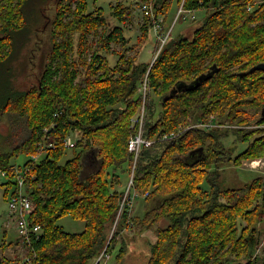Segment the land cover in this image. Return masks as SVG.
Here are the masks:
<instances>
[{
    "label": "trees",
    "instance_id": "16d2710c",
    "mask_svg": "<svg viewBox=\"0 0 264 264\" xmlns=\"http://www.w3.org/2000/svg\"><path fill=\"white\" fill-rule=\"evenodd\" d=\"M149 1L157 15H167L171 0ZM184 1L202 18L172 35L158 54L155 36L152 60L143 62L150 17L132 42L124 29L131 13L120 2L112 7L119 22L113 25L102 7L90 11L87 0H58L49 44L35 41L24 56L38 32L32 22L43 0H0V115L13 113L26 123L28 136L15 152L40 154L25 163L31 168L30 221L42 232L23 242L27 260L15 264H96L103 252L113 253L118 235L130 225L157 234L146 264H255L259 247L264 264V176L238 187H224L221 179L228 165L264 157V70L253 69L264 63V0ZM25 71L35 82L23 89L17 82ZM200 76L206 77L199 85L171 93L178 83ZM144 98L145 134L155 142L143 148L135 171L136 189L148 207L132 218L129 210L119 215L123 192L115 186L134 158L128 140ZM212 116L217 125H197ZM76 130L82 136L74 156L62 163L65 139ZM230 131L248 144L243 152L235 154L225 144ZM91 151L100 165L85 174ZM15 152L0 154V169L10 176ZM65 215L83 220L84 230L72 233L58 225ZM162 221L167 224L159 226ZM126 252L120 247L116 259ZM11 262L0 258V264Z\"/></svg>",
    "mask_w": 264,
    "mask_h": 264
},
{
    "label": "rangeland",
    "instance_id": "374dc122",
    "mask_svg": "<svg viewBox=\"0 0 264 264\" xmlns=\"http://www.w3.org/2000/svg\"><path fill=\"white\" fill-rule=\"evenodd\" d=\"M58 0H43V4L41 7H35L36 9V18L33 20L32 25L33 27H38L37 34L34 33L31 36L30 41L27 43V48H24L23 55L29 56V49L34 45L35 41L45 42L46 45L49 44L50 38V31L53 29L52 18L55 16V8ZM89 4L90 11L94 10L96 7H102L103 11L105 12L108 20L113 24H119V22L112 16V7L115 6L118 2L126 5L128 7L129 12L131 13L132 21L128 24H124L125 35L127 38L136 41L141 34V26L145 22V14L141 8L143 1L145 0H87ZM159 1V0H158ZM162 1V0H160ZM159 1L158 4L161 5ZM140 2V3H139ZM42 3V2H41ZM39 3V4H41ZM159 5V7H160ZM178 0H171L170 5L168 8L167 15L164 11L157 15L156 8H153L154 14L158 18H163V26L167 30L172 27L171 35L175 36L182 31H186V29L192 28L193 24L198 22L202 15L196 13L195 18H189L187 21L183 19L176 20V16L178 14V10L180 8ZM158 7V8H159ZM38 9V13H37ZM171 16V17H170ZM184 16L183 14L180 18ZM200 16V17H199ZM167 18V21L165 22ZM151 23H152V19ZM187 22V23H186ZM150 24V21H149ZM123 25V24H122ZM41 30V31H40ZM178 31V32H177ZM154 34V35H153ZM156 33L154 29L150 32L149 37L146 39L144 43L141 53L140 59L143 62H150L152 60V54L155 46V39ZM39 37V38H37ZM155 38V39H154ZM130 45V42H129ZM43 50H48V48H43ZM132 50V49H131ZM158 52V51H157ZM134 51H131V54ZM117 56H110V59L113 63L117 60ZM154 60V59H153ZM35 82V76H28L27 71L24 73L22 72L21 75L18 77V87L26 88L30 84ZM145 84L140 88V92L146 95ZM158 103V107L160 108L159 104V97L158 95H154ZM146 100L144 98L143 105L140 111L134 117V122H138L137 129L140 128L141 119H142V111L143 107L146 108ZM145 115L146 110L144 112L143 117V125L142 127L145 128ZM227 127L229 126L226 124ZM25 127V129H24ZM25 121L16 114L13 113H5L0 115V154L9 155L10 153L15 152V146L19 145L23 142V140L28 136V129H26ZM136 129V130H137ZM145 130V129H144ZM75 138H81L82 134L79 131H75ZM225 144L227 146L234 147L235 154L243 152L246 147L247 143H243L240 139L234 134L231 133L226 137H224ZM75 148H67L65 156L62 158L61 162L64 163L66 160L74 156ZM32 155L27 154L23 151H16L15 154L10 158V161L14 165H22L24 164ZM97 157V152L91 151L86 155L84 158V173H90L95 171L99 168L100 160ZM249 161L243 162L241 165L235 166L234 164L228 165L222 172V185L224 187H238L244 183H248L254 178L258 176H264V163L261 162L260 164L256 165L255 167L249 165ZM128 170L122 173L120 176V182L118 185L116 184L115 188L124 191L129 180V172ZM10 180V176H5L0 173V258L7 257L12 259L14 262L11 264H15L17 259H21V263L27 260L26 250L27 248L23 244V238L19 233V229L17 226V219L14 214H12L9 206H8V198L10 197L11 193L16 189L15 185L10 186L6 183ZM8 193L6 194V189ZM150 205V203H149ZM148 207V202L141 196L137 198L134 203V208L130 211L129 215L131 217H142ZM58 225L62 226L66 231L76 233L81 232L85 228V222L81 219H74L69 215L62 216L58 221ZM166 221L160 222L159 226L166 225ZM263 225H260L262 227ZM117 222L112 227V232L109 235V239L111 240L113 234L117 232ZM139 229V228H138ZM111 231V230H110ZM139 232V233H138ZM263 234V230L261 231ZM157 239V234L153 228L146 229L144 231H137L135 226H128L125 228L121 233L118 235L116 248L113 253L107 257H105L102 261L104 264H146L147 263V253L150 252L151 244H153ZM262 240L263 237H262ZM263 244V243H262ZM261 244V246H262ZM126 246V254L122 258V260L116 259V253L119 251L120 247ZM262 247H259L256 255L258 260L255 264H263V257H262ZM147 250H149L147 252ZM98 261V259H97ZM96 261V264H98Z\"/></svg>",
    "mask_w": 264,
    "mask_h": 264
},
{
    "label": "built area",
    "instance_id": "2783aa9c",
    "mask_svg": "<svg viewBox=\"0 0 264 264\" xmlns=\"http://www.w3.org/2000/svg\"><path fill=\"white\" fill-rule=\"evenodd\" d=\"M184 2L185 1L183 0V2L180 5L175 21H177L178 18L182 14L184 15L186 19H189V18L192 19L196 17V12L191 9H186L184 6ZM141 8L145 16L150 17V19H152L153 29L156 33V37L159 42V47H158V52H157L158 54L161 51L162 47L166 43H168V41L171 39L172 27L169 28V30H164L163 18H158L154 14L153 12L154 6L151 1L149 0L143 1ZM144 84H145V90H146L147 82H145ZM142 109L143 111H142V119H141L140 128L137 129L135 133H133L128 140V149L130 152L134 154V158L130 166L131 171L129 172V180L127 182L125 190L123 191L119 215L124 210L132 211L134 208L135 201L137 200V198L141 197L140 192L136 189V186H135V171L137 167L138 158L143 148L149 147L155 142L154 139L146 136L145 130L142 127L145 107H143ZM197 125H200L206 128H211L217 125V123L215 121V117L212 116L208 122H200ZM74 132L66 137L65 142H64L66 148H74L76 146L77 140H79V138L77 137L75 138ZM175 136L176 135L173 133L170 135L164 134L160 139L173 138ZM39 144L41 146V149H44L46 147V145L43 142H39ZM48 146L54 148L55 144L51 142L48 144ZM39 156L40 154L32 155L30 158H33L35 161H37ZM261 162L264 163V157L251 160L248 164L255 167ZM30 170H31L30 165H26V163L19 165V166L12 164L10 168V171L13 173L12 176L9 175L8 170L0 169V173H2L5 176H10V181L12 180V182H15L14 185L16 186V189L11 193L10 197L8 198V206L12 214L16 216L17 226L19 229V233L23 238V242L25 241L29 242L33 234H39L40 232H42V227L39 224L33 225L32 222L30 221L31 214L34 210V203L26 189V186H27L26 176L30 172ZM103 255H104V252L98 258L97 263L104 264L102 263V261L105 257L109 256V254H105V257H103Z\"/></svg>",
    "mask_w": 264,
    "mask_h": 264
},
{
    "label": "water",
    "instance_id": "95a60500",
    "mask_svg": "<svg viewBox=\"0 0 264 264\" xmlns=\"http://www.w3.org/2000/svg\"><path fill=\"white\" fill-rule=\"evenodd\" d=\"M253 69H263L264 70V63L257 65ZM204 77H206V76H200L199 78H197L194 82H192L190 84H188L186 82H180L177 84L176 88H174L172 90L171 93L173 94V93H176L178 91H183L185 89L192 88L195 85H199V83L203 80Z\"/></svg>",
    "mask_w": 264,
    "mask_h": 264
},
{
    "label": "bare ground",
    "instance_id": "6f19581e",
    "mask_svg": "<svg viewBox=\"0 0 264 264\" xmlns=\"http://www.w3.org/2000/svg\"><path fill=\"white\" fill-rule=\"evenodd\" d=\"M139 3H140V2H139ZM170 17H171V16H170ZM199 17H200V16H199ZM186 23H187V22H186ZM177 32H178V31H177ZM153 35H154V34H153ZM131 40H132V39H131ZM219 42H220V41H219ZM186 92H187V91H186ZM207 111H208V110H207ZM205 113H206V112H205ZM205 113H204V114H205ZM215 114H216V113H215ZM207 118H208V117H207ZM211 144H212V143H211ZM215 145H216V144H215Z\"/></svg>",
    "mask_w": 264,
    "mask_h": 264
}]
</instances>
